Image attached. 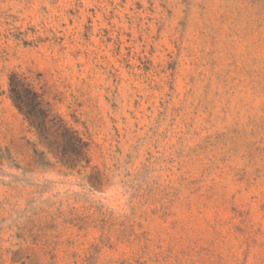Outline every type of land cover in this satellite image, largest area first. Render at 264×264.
<instances>
[{
	"label": "rangeland",
	"instance_id": "1",
	"mask_svg": "<svg viewBox=\"0 0 264 264\" xmlns=\"http://www.w3.org/2000/svg\"><path fill=\"white\" fill-rule=\"evenodd\" d=\"M0 264H264V0H0Z\"/></svg>",
	"mask_w": 264,
	"mask_h": 264
},
{
	"label": "trees",
	"instance_id": "2",
	"mask_svg": "<svg viewBox=\"0 0 264 264\" xmlns=\"http://www.w3.org/2000/svg\"><path fill=\"white\" fill-rule=\"evenodd\" d=\"M21 86L24 92L23 95L14 84L11 87V94L19 110L23 112L35 129L48 140L49 144L53 143L52 140L48 139L49 127L52 126L56 129L55 131H59L64 137L69 150L57 147L58 152L63 155L69 166L77 165L83 161L88 163V144L60 117L52 113L50 108L45 107L37 92L29 87H24L23 84ZM45 118L50 123V126L43 123Z\"/></svg>",
	"mask_w": 264,
	"mask_h": 264
}]
</instances>
